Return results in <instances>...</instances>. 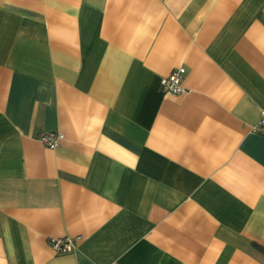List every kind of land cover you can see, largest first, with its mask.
Segmentation results:
<instances>
[{
    "label": "crops",
    "instance_id": "crops-1",
    "mask_svg": "<svg viewBox=\"0 0 264 264\" xmlns=\"http://www.w3.org/2000/svg\"><path fill=\"white\" fill-rule=\"evenodd\" d=\"M262 113L264 0H0V264H264Z\"/></svg>",
    "mask_w": 264,
    "mask_h": 264
},
{
    "label": "built area",
    "instance_id": "built-area-1",
    "mask_svg": "<svg viewBox=\"0 0 264 264\" xmlns=\"http://www.w3.org/2000/svg\"><path fill=\"white\" fill-rule=\"evenodd\" d=\"M185 68L178 67L171 70L166 76L159 81V91L164 94L178 95L186 93L187 90L182 86ZM255 133L264 135V113L261 114L257 124L253 126ZM38 140L50 149L56 148L64 135L60 132H40L37 136ZM49 244L52 249L60 254L69 253L74 247V238L70 236L51 238Z\"/></svg>",
    "mask_w": 264,
    "mask_h": 264
}]
</instances>
